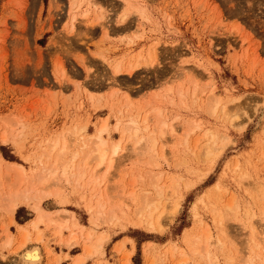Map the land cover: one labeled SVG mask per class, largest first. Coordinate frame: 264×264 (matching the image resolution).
<instances>
[{
    "label": "rangeland",
    "instance_id": "obj_1",
    "mask_svg": "<svg viewBox=\"0 0 264 264\" xmlns=\"http://www.w3.org/2000/svg\"><path fill=\"white\" fill-rule=\"evenodd\" d=\"M121 2L119 11L99 0H0V133H13L7 143L0 141L2 157L29 169L28 157L41 140L63 132L73 152L85 140L97 141L90 135L107 117L117 141L113 127L127 103L141 121L148 116L146 133L167 127L164 136L157 132L156 152L146 154L143 144L136 149L125 142L112 167L88 169L79 185L74 170L69 183L61 179L48 187L58 185L71 200L44 197L40 206L48 218L73 221L74 216L84 226L71 246V229L57 233L51 222L22 228L19 222L29 215L22 208L9 210L6 195L19 171L3 170L0 264H24L21 255L35 246L44 264H73L89 245L94 254H85L82 264H177L183 253L185 264H264V0ZM149 49L151 63L130 72L129 65ZM118 64L124 68L116 72ZM213 134L218 135L215 155L208 159L204 144ZM150 156L156 165L147 163ZM89 173L103 177L95 189ZM100 194L106 212L93 223ZM232 200L241 216L229 219L223 234L215 227L214 208ZM31 201L26 207L34 217ZM117 206L120 219L111 220L109 212ZM149 209L157 216L163 212L155 230L137 224ZM204 229L212 235L210 253L203 236L194 254L187 239L202 236ZM38 232L42 241L34 240ZM25 233L32 239L22 247ZM101 234L108 238L100 246L95 238Z\"/></svg>",
    "mask_w": 264,
    "mask_h": 264
},
{
    "label": "bare ground",
    "instance_id": "obj_2",
    "mask_svg": "<svg viewBox=\"0 0 264 264\" xmlns=\"http://www.w3.org/2000/svg\"><path fill=\"white\" fill-rule=\"evenodd\" d=\"M75 6H76L75 3H72L71 4V8H74ZM143 12L142 13L140 12V13L143 14ZM88 14L89 13L87 11V12L84 13V16H86V15L88 16ZM152 53H153V49H152V51L149 49V51L147 52L146 55L139 54V56H137L138 58L136 57L137 60L136 61L134 60V62H132L129 65V67H128L129 68V71L130 72L134 71L136 69V67H138V65L140 63L142 64V62L143 63H146V66L149 65L151 63V60H152V58H151ZM130 62L131 61H129L128 63H130ZM122 68H124V66L122 67L120 64H118V65L115 66L116 72H119ZM125 69H127V67ZM170 91H171V89H170ZM179 93L183 95V91L181 92V90H179ZM150 101L152 102V100H150ZM214 107H216V105ZM214 107H210V108L212 110H214ZM132 109H133V107H132V105L130 103H127L126 105H124L123 108H121V106H120V111H119L120 117L117 118V121H116V123L114 124V127H113L120 134V139H118L117 141H115V140H113L111 138L112 129L110 128V125L108 123V117H107L104 120L102 119L103 121L101 120L102 123L99 124L96 127L95 133L90 135L91 138H96L97 141L92 143L91 141H89L87 139L88 141L85 140L83 143L81 142L82 143V146L79 145L80 147L77 150L75 149L73 152L70 151L71 149H70V147H69V145L67 143V141H69V140H66V141L65 140H62V139H65L66 138V136L64 138L63 132H60V133L58 132L59 135L56 138H54L51 135H49L52 138L51 137L49 139L47 138V140L46 141H43V142L41 140V142L39 144H37L38 146H37L36 150H34L32 152V154L30 155V157H28V159L31 160V163H32V165L30 166L29 169H26L25 166L23 164L19 163V162L7 160V159H5L4 157H2L0 155V177H1V172L3 170L9 172L11 170V168H15V169H18L20 171L21 175L23 176V178H25L22 181L23 182L24 181H31V185H32L30 188L29 187L26 188V190L23 192V195L22 196H21L20 192L18 190H16V188H15L14 185H10L9 186V189L6 190L7 191L6 192V195L11 199V203L8 206V209L9 210L15 209V206L17 204V200L19 198H21V197H24L26 200L35 201V204L33 205V203H32V205H33L34 211L36 212V217L30 223V225H32L31 229L32 228L39 229V225L41 223H43V222H51V223H53L55 225V227L57 228V233H61L64 230V228L71 229L70 230L71 234L69 233L70 234V239H69V242H68V245L71 246V243L77 238V230H81L82 231L84 229V226L74 216H72L74 218L73 221L72 220H68V218L60 219L57 222L56 221H53L54 219L53 220H50V218H48V214L49 213L47 214L41 208L40 203H41V201H42V199L44 197L47 198V196H51V195L52 196H56L57 198H59L60 202L70 203L71 200L69 199V196H66V195H63L62 196V190H60L61 188H59V186H58L60 180L63 179L65 182L69 183L71 181V176L74 174V170L75 171L77 170L76 171L77 173L75 172L77 174V176L75 178V181L79 185L81 183L83 177L85 176L86 172H88V169L91 168L92 170H89V171L91 173H92V171H94L96 173L104 165L107 166L106 169L112 167L113 157L119 151H121L120 149H121V147H123V144L122 143L130 142V144L132 143V144L135 145L134 148H136V149H139V147H141L140 145L143 144L144 149L147 148L146 150L143 149L144 151H146V154H147V150L148 151H152V152H156V146H157V141H158V137H156L157 132L159 131L158 132V135L160 137H162L166 133V128L167 127H165V125H162V126L159 127V130L158 131L153 130L154 129L153 128L152 129L153 131H151L149 133H146L145 131H148L149 130V125H148V121L149 120H148V116L145 117V118L143 117L142 119H144V120L141 121L139 119V114L138 115H135V114L131 113L133 111ZM154 127H156V126H154ZM195 128H197L196 125L194 127H191L190 126V128H189V130H188V132H187L186 135H188V137H189L190 133ZM64 131H65V129H64ZM106 135H107V137H106ZM61 136H63V138H61ZM207 136H208V134H205L204 135V138L206 139ZM217 136L218 135L213 134V136L210 137V139L207 140L205 142V144H204V152L206 153V154L205 153L204 154H205V156L208 155V159H212L211 153L213 152V149L215 148V145L217 143ZM11 137H13V133L3 132L0 135V141L3 142V143H7L11 139ZM17 138H18V136H17ZM120 144H122V145L120 146ZM219 146H221V145H219ZM142 147H141V149H142ZM217 148L219 149L220 147L217 146ZM162 154L164 155L163 152H162ZM152 155L154 156L155 154L152 153ZM212 155H215V154L212 153ZM150 158H151V156H150ZM150 158H149V162H147V163L150 164V165H153V166L156 165V161L154 160V158H151V159ZM147 161H148V159H147ZM143 164H144V162H143ZM92 165H93V167H92ZM95 173H93V175H91L89 173L91 176H90L89 181H88L89 184H91L92 186H94V189H95V187H97L98 185H100V183H102L101 181L103 180V177H101V178L100 177H97L95 175ZM176 180L178 181V179H176ZM177 181H175V182H177ZM51 182L53 184H58L55 189L53 188V190L48 189V187L52 184ZM175 182H174V187L176 188L177 186H176V183ZM76 183H75V186H76ZM179 183L180 182H178V185H179ZM78 187H80V186H78ZM133 192L132 193L130 192V194L133 195L134 194ZM98 194H99V192H98ZM102 197H103V195L100 194L99 197H98V199H97L98 202H97V204H95L96 205L95 206L96 207V216L94 215V219L92 220L93 223H96V219H98L100 217V215H102L103 213L106 212V206L107 205L105 206ZM262 199L264 200V198H262ZM146 200H147V198H146ZM145 203L146 202H144V204ZM147 203H148V206H150V203H152V201L151 202H147ZM148 206H145V207L147 208ZM89 208H90V210H92V206L89 207ZM239 209H240L239 204L236 201H234V200L229 201L227 203H224L222 206H216V208H214V212H213L214 213V219H215V225H216L215 227H217L224 234L225 233V227L228 224V223L226 224V222L229 219L239 220L238 218L241 216V215L239 216V213H240V210ZM261 209H263V212L262 213L264 214V207L261 208ZM120 210H121V207L120 206H117L116 208L115 207L112 208L111 211L109 212L110 213L109 214L110 215V219L111 220L114 219V218L120 219V216L118 215V212ZM65 211L67 212L68 210L65 209ZM93 212L95 213V210ZM122 212L126 214V210L123 209ZM251 212L248 211L247 214L248 215H251L253 213V212L252 213ZM147 213H148V215L147 216L145 215L146 216L145 220L144 221L142 220L141 222H137V224L145 225V227L148 230H155L157 228V226H161V221L160 220L162 218L163 212L157 216V214H155L156 213V209H152V210L149 209V211ZM120 215H121V213H120ZM255 215H256V213L254 212V214L251 215L252 218ZM155 216L157 218H155ZM91 217H93V216H91ZM107 217L108 216H106V218ZM121 219H122V217H121ZM252 221H253V219H252ZM120 222H124L122 224H125V221H122L121 220ZM250 224H251V222H250ZM123 226H125V225H123ZM19 228H21V226H19ZM88 230H90V229H88ZM209 230L210 229H206V230L204 229L203 230V235L202 236H199V237H197V238H195L193 240L190 238V236L188 237L187 241L191 245L194 254L195 253H198V251L200 252V250L198 249V247L200 246V243H201V240H202V237L203 236H204V241H205V245H206V252H209L208 251V247L212 244V235H211V233H210ZM39 231H41V230H39ZM251 232H252L251 234H253L254 236L256 235L255 234L256 233V229H255V227L253 225L251 226ZM31 233H29V234L32 235ZM21 234H22V230H21V233L19 235L21 236ZM29 234L28 233H25L24 236H23V239L21 238L22 239L21 245L19 244V241H18V244L20 246L23 247V246L27 245L28 241H30L32 239ZM41 234H43V233H39L38 232L37 235L35 233L36 237L35 238L33 237L34 240H36V241H39V240L42 241L41 240L42 239ZM92 234H93V232L89 231L88 238L91 237ZM186 234H187V232H186ZM218 234H220V233H218ZM198 235H200V233ZM183 236L185 237V236H188V235H183ZM97 237L98 238H95L96 239V243L99 244L100 246L103 245L104 242L108 238V237H106V236H104L102 234L100 236H97ZM11 240H12V238H11V234H10L9 242H11ZM67 240H68V238H67ZM70 240H73V241L70 242ZM218 240L221 241L220 236H218ZM93 241H94V239H93ZM254 242H256V241H254ZM94 248H95L94 246H90V245L89 246H86L85 249H86V251L88 253L86 254V252H85V254L86 255L92 254V251H93ZM250 249H251V247H250ZM85 254H79V255H77L75 257V260H74L73 264H82L85 261V259H86ZM21 256H22V259H23L24 264H36V263H39L42 260V254H41V251H40V247H38V246H35V247L31 248V249H26V251H24V253ZM182 257L183 258L180 259V261L177 264H185L187 262L188 258L185 256L184 253H183V256ZM252 259H253V257H252Z\"/></svg>",
    "mask_w": 264,
    "mask_h": 264
},
{
    "label": "crops",
    "instance_id": "obj_3",
    "mask_svg": "<svg viewBox=\"0 0 264 264\" xmlns=\"http://www.w3.org/2000/svg\"><path fill=\"white\" fill-rule=\"evenodd\" d=\"M100 1V3H101V5L103 6V7H106V8H109L110 6L111 7H118V9H119V11L121 10V9H123V4H122V2H121V0H99ZM117 4H118V6H117ZM15 169V168H14ZM18 170V169H17ZM19 171V170H18ZM16 176H15V178H14V182H13V184L12 185H14L15 186V188H16V190H18L19 192H20V194H21V196L23 195V192L26 190V188H30L32 185H31V181H22L23 179H25V178H23V176L21 175V173H20V171H19V173H16L15 174ZM22 176V177H21ZM30 182V183H29ZM52 183V182H51ZM23 187V188H22ZM25 188V189H24ZM22 189V190H21ZM33 194V193H32ZM23 198V199H22ZM26 199L24 198V197H21V198H19L18 200H17V204H16V209L17 210H19L20 208H22V209H24L26 212H27V214L29 215L27 218H25L22 222H19V223H24V224H20L22 227H24V228H26V227H28L29 228V226H30V228L32 227V225H30V223H31V221L33 220V219H35V217H36V212H35V214H34V217H32L33 216V214L31 213V211H29V209H28V207H26V202L27 201H29V200H26ZM41 208L43 209V204H41ZM17 210L14 212V215H13V218H14V220L15 221H17L16 220V212H17ZM55 220H57V219H54V221ZM60 219H58L57 221H59ZM56 221V222H57ZM18 222V221H17ZM41 227V226H40ZM123 238V237H122ZM122 238H119V239H117V240H114L113 242H112V244H114L115 242H117V241H119V240H121ZM126 247L127 248H129L130 247V244H126ZM131 248V247H130ZM54 249H55V251L57 252V249H58V246H54ZM136 253V250L134 251V253L132 254V255H134ZM81 254V253H80ZM131 255V256H132ZM44 260H45V258H42V261L39 263V264H44ZM90 261H92V260H90ZM89 261V262H90ZM1 263V262H0ZM69 263V262H68ZM67 263V264H68ZM61 264H64V262H61ZM84 264H88V262H85ZM90 264H91V262H90Z\"/></svg>",
    "mask_w": 264,
    "mask_h": 264
}]
</instances>
